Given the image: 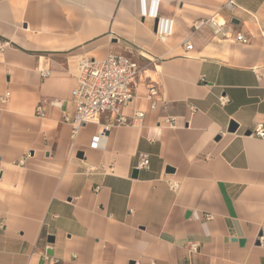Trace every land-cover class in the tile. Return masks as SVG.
Masks as SVG:
<instances>
[{
    "label": "crops",
    "instance_id": "obj_1",
    "mask_svg": "<svg viewBox=\"0 0 264 264\" xmlns=\"http://www.w3.org/2000/svg\"><path fill=\"white\" fill-rule=\"evenodd\" d=\"M225 2L0 0V264H264V0ZM109 54L141 68L142 126L74 133L79 60Z\"/></svg>",
    "mask_w": 264,
    "mask_h": 264
},
{
    "label": "built area",
    "instance_id": "obj_2",
    "mask_svg": "<svg viewBox=\"0 0 264 264\" xmlns=\"http://www.w3.org/2000/svg\"><path fill=\"white\" fill-rule=\"evenodd\" d=\"M238 0H226L223 8L233 12L237 8ZM150 16L157 17L155 12H150ZM210 27L216 37L228 38V33L224 24L216 17L208 20L198 21L194 24V30H200L203 27ZM236 41L247 44L248 40L244 35L239 34ZM8 43H0L2 51ZM187 51L192 50L193 46L189 40L185 42ZM141 68L131 58L125 55L109 54L106 58L98 60L82 57L78 63L77 88L74 92V113L65 115V122L72 125L74 133L88 124L99 125L104 115H113L114 120L108 128L115 127H140L145 118L144 112H136L133 117L123 116L124 107L131 104L137 96L136 83L140 75ZM7 97L2 98L3 101ZM147 100L151 103V110H157L160 104L159 91L156 87H151L147 92ZM226 103L225 98H221V104ZM191 112L195 109L190 107ZM42 107L39 108L41 113ZM161 126L166 129H176L174 118H165ZM103 134V131H101ZM100 133V134H101ZM259 140H264V125L258 124L251 134ZM150 159L148 155L141 154L139 157V170L149 169ZM172 188L177 191L178 185L172 184ZM211 218V217H208ZM207 218V219H208ZM260 242L263 244L264 237ZM189 250L192 253H198L200 245L191 243Z\"/></svg>",
    "mask_w": 264,
    "mask_h": 264
},
{
    "label": "water",
    "instance_id": "obj_3",
    "mask_svg": "<svg viewBox=\"0 0 264 264\" xmlns=\"http://www.w3.org/2000/svg\"><path fill=\"white\" fill-rule=\"evenodd\" d=\"M156 27H157V23H156ZM237 129H238V125L232 121L230 123L229 129H228L229 133H235L237 131ZM247 135H250V132H248ZM138 174H139L138 170H135L134 171L135 177H137ZM260 236H263V234H261ZM53 242H54V238H51V243H53ZM244 243H245V241H240V244L243 245Z\"/></svg>",
    "mask_w": 264,
    "mask_h": 264
}]
</instances>
